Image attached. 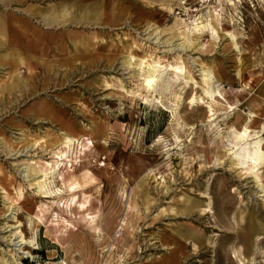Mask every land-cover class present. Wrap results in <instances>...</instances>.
Here are the masks:
<instances>
[{
  "label": "rangeland",
  "instance_id": "1",
  "mask_svg": "<svg viewBox=\"0 0 264 264\" xmlns=\"http://www.w3.org/2000/svg\"><path fill=\"white\" fill-rule=\"evenodd\" d=\"M48 1L0 0V264H264V161L260 186L229 143L264 125V0H51L63 44L36 57ZM126 50L170 65L149 92Z\"/></svg>",
  "mask_w": 264,
  "mask_h": 264
},
{
  "label": "bare ground",
  "instance_id": "2",
  "mask_svg": "<svg viewBox=\"0 0 264 264\" xmlns=\"http://www.w3.org/2000/svg\"><path fill=\"white\" fill-rule=\"evenodd\" d=\"M213 1L218 2L219 0H213ZM215 8L216 7L214 6V9ZM193 21H194V19H193ZM206 21H207V19H206ZM189 26H190L189 32H187V33H189L188 35L190 36V38H198L205 31L206 22L203 20H200L198 22L191 23ZM230 37H231V43H233L234 34L231 33ZM185 40H188V39H185ZM126 53H127V58H126L127 64L138 66V69L141 70L140 72L138 71L139 72L138 75L141 77L142 86H143L144 90H146L147 92H149L150 90L153 89L154 84L157 83L156 81H158L157 79L159 78L160 74L163 72V70L166 71L165 70L166 66L170 67L169 64H167V65L162 64L159 59L149 60L150 57L147 53H139V54L135 55V53H132V51H130V50H126ZM144 66L146 67V69H144ZM170 72L177 75L180 72H182V69H180L179 67H175L174 69L170 68ZM202 72H203V74H202L203 79H202V83H201L202 92L205 95V97L207 98L206 102H207L209 117L211 120H213V118L215 117L218 110L225 109V107L223 108V105L221 104L222 102H221V100H219L220 97H218L219 95L221 96V92L218 89L213 90L208 83V78H207L208 71H207V69L204 68L202 70ZM189 78H192V77H189ZM243 84H246L245 80L243 81ZM128 93L130 95L132 94V92H130V91ZM217 94H218V96H217ZM197 99L202 100L203 98H202V96L196 97L195 95H192V97L190 98V101L195 102ZM252 121H253V119L248 118L247 122L245 121L246 123H244L240 126L239 130L237 131V133L235 135L234 141H229L230 145H232L230 151H231V154H233L232 163L239 166V167L241 166V168L245 169L246 172L253 174L255 181L257 183H259L260 186H262V184L260 183L261 177L259 174V168H260L259 166L264 161V140H262L260 132L263 131L264 125L260 124V129L258 131L256 130L255 132H253V130L251 129L252 128L251 127ZM74 141L81 143V135L79 133L71 132V131L65 129V131L60 134V139L58 142L60 144H63L66 148L71 149V146L73 145ZM66 152H67L66 150L65 151L59 150L58 152H55L56 153L55 156H62V155L66 156ZM49 173L52 174V172H49ZM27 175H29V173H27ZM47 178H48V174L44 173V174L39 175L38 177H34L33 178L34 182H32V183L36 186L37 191H40L42 193L43 192L49 193V194H51L50 196H54L55 193H58L59 191L53 192L55 190L52 191V190H48L46 188L47 187V184H46ZM51 180H52V178H51ZM49 186H51V185H49ZM263 190H264V188H263ZM43 196H45V195H43ZM85 202H87V200ZM87 204L88 203H86V204L83 203V204H81V207L85 208L87 206ZM91 218H93V217H91ZM16 234H18V237H20L19 241L21 243H24L25 240H24V237H23L21 231H18ZM236 251H237V254L235 256L241 262L242 258L240 257L239 251L238 250H236ZM173 263H174L173 260H170L169 262H167V264H173ZM63 264H65V263H63Z\"/></svg>",
  "mask_w": 264,
  "mask_h": 264
},
{
  "label": "crops",
  "instance_id": "3",
  "mask_svg": "<svg viewBox=\"0 0 264 264\" xmlns=\"http://www.w3.org/2000/svg\"><path fill=\"white\" fill-rule=\"evenodd\" d=\"M55 5L56 4H54L53 2H51V0H49L47 2V6L40 7V9L38 11H37L36 8H33L31 10V12L33 13V15H36L37 14V16H35V22L31 21L30 19L23 18L25 15L22 17V20H24L26 22L29 21L30 26L35 27L37 29L36 31L39 34L40 38H43V40L41 41V43H40V39H38L37 42L34 45H30L31 46L30 53H33L36 57H42V55L44 53H46L49 49H51V47H54L57 44L58 45L63 44V38H62L63 36H61L60 32H58V30H55V28L60 27L61 25H58V24L65 23L66 21L65 22H61V23L54 22V23H51L49 25H46L43 22L42 17H41L42 14L46 13L49 10H52V8H54L55 11H58V9H61L62 8V10H61V12H60L59 15H61V13L64 14L65 11H67V10H64L63 9L65 6H59V4L57 6H55ZM63 10H64V12H63ZM69 18H70V16H69ZM49 19H51V14L48 16L47 20H49ZM9 36H11V35H9ZM10 38L13 40L12 37H10ZM44 41H46V44L44 43ZM14 42H17V45L15 46L16 48H18V49H22L23 48V45H21L19 43L20 41H14ZM40 50L43 51V54H41L39 52Z\"/></svg>",
  "mask_w": 264,
  "mask_h": 264
},
{
  "label": "built area",
  "instance_id": "4",
  "mask_svg": "<svg viewBox=\"0 0 264 264\" xmlns=\"http://www.w3.org/2000/svg\"><path fill=\"white\" fill-rule=\"evenodd\" d=\"M102 158H104V157H102ZM101 163H103V165H104V161H103V159H102Z\"/></svg>",
  "mask_w": 264,
  "mask_h": 264
}]
</instances>
